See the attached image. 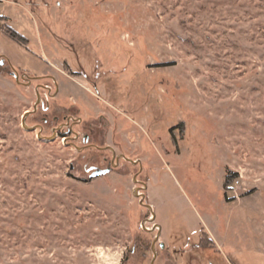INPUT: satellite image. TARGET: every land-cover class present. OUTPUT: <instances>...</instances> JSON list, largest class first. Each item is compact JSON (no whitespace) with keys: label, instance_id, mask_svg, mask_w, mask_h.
I'll return each instance as SVG.
<instances>
[{"label":"rangeland","instance_id":"374dc122","mask_svg":"<svg viewBox=\"0 0 264 264\" xmlns=\"http://www.w3.org/2000/svg\"><path fill=\"white\" fill-rule=\"evenodd\" d=\"M0 16V264H264V0H0ZM73 104L105 120L104 176L87 170L112 151L23 127ZM206 221L220 249L198 245Z\"/></svg>","mask_w":264,"mask_h":264},{"label":"flooded vegetation","instance_id":"af4514ba","mask_svg":"<svg viewBox=\"0 0 264 264\" xmlns=\"http://www.w3.org/2000/svg\"><path fill=\"white\" fill-rule=\"evenodd\" d=\"M69 72H70V69H69ZM71 74H69V78L70 77L75 78L76 76H78V74H75L74 72H71ZM52 82L55 84L54 87H57V84L54 81H52ZM49 89L51 90L52 88L49 87ZM39 90H45V87L41 86L39 88ZM64 109H65V110H63L64 112L62 114H60V117H59V123H60L59 126L53 128L52 135L54 137V140L59 135L66 134L65 136H63V138H66L68 136L69 139L74 140V142H73L74 144H77V143H79V141H82L84 148H86V147H92V148L98 147V149H100V150H103V149L106 150L107 149L109 152L112 151V153H113L112 160H111L112 164L106 168V169H111V171H112L114 169V168H112L113 163H115V164L117 163V165H118V163L120 161L119 158H117V155L113 152L112 148H110V147H99L98 143L95 142V138H93V133H92V131L97 130L98 127L100 128L103 125H105V120L102 117H100V118L96 119V121H98L97 123L96 122L90 123L89 120H87L88 118L84 119V118H82V116H79L78 112L80 111V108H79V106H77V104H73L72 106H69V107H64ZM82 126L89 127V128H91L92 131L89 132L88 134H85V133L80 134L78 129H80ZM35 127H42V126L37 125ZM40 129L41 128H39V130ZM42 129H41V132L43 131ZM75 147L79 149L78 146H75ZM124 160H126V158H124ZM126 161H131V160H126ZM132 162H135V161H132ZM71 169H73V167H71ZM97 169L98 168H96V167H92V168L88 169L87 171L94 173Z\"/></svg>","mask_w":264,"mask_h":264},{"label":"trees","instance_id":"16d2710c","mask_svg":"<svg viewBox=\"0 0 264 264\" xmlns=\"http://www.w3.org/2000/svg\"><path fill=\"white\" fill-rule=\"evenodd\" d=\"M2 19H3V17H1L0 16V24H1V22H2ZM11 31H13V36H15V37H17L18 36V32H16V31H14L13 29L11 30ZM23 37V36H22ZM24 38V37H23ZM25 39V38H24ZM26 40V39H25ZM27 41V40H26ZM41 111H47V107L45 106V104H43L42 106H41ZM42 113V112H41ZM35 115H37V114H35ZM31 117H33V115H31ZM55 117V119L52 121H50L49 119H48V121H47V119H44L43 118V120L41 121V122H36V124H35V126H37V125H40V126H42V128H43V130H46V129H48V130H50L51 128H52V130H53V128H55V127H57V126H59V117H57V116H54ZM58 119V120H57ZM57 120V121H56ZM90 123H94V122H98V121H96V120H91V121H89ZM101 123V122H100ZM79 131H87V130H89V131H92L91 130V128H89V127H85V126H82L80 129H78ZM106 130V128H105V125H103L102 127H98V129L97 130H94V131H92V133H93V138H95V142H97L98 143V145H99V147H104V145L102 144V142H103V135H104V131ZM101 131V132H100ZM87 133H89V132H87ZM86 133V134H87ZM51 135H52V133H51ZM98 138V139H97ZM98 140V141H97ZM91 150H94L95 152H99V153H104V152H100L101 150L100 149H98V147H93V148H91ZM238 177V174H235V173H231V172H228L227 173V175H226V178H225V183H224V188H225V190H226V193H227V191L228 190H231V185L234 183V181H235V179ZM213 241L210 239V237L206 234V233H203L202 235H201V240H200V244H199V246L200 247H213Z\"/></svg>","mask_w":264,"mask_h":264},{"label":"water","instance_id":"95a60500","mask_svg":"<svg viewBox=\"0 0 264 264\" xmlns=\"http://www.w3.org/2000/svg\"><path fill=\"white\" fill-rule=\"evenodd\" d=\"M39 103H40V96L38 97V101H37V104H36V106H35V108H34V112L37 110V108H38V104H39ZM30 114H31V112H27V113L25 114L24 118L28 117ZM23 127L26 128V129L29 130V131H36L37 129H39L38 127L27 128V126H26V124H25L24 121H23ZM40 131H41V129H40ZM39 137H40L41 139H43V136H42L41 134H39ZM53 138H54V137H53ZM131 162H132V161H131ZM132 163L137 164V162H132ZM116 167H117V164L113 163V167H112V168H116ZM110 172H111V169H106V170L97 169V170L91 175V179H93V178H97V177H100V176H104V175H106V174H108V173H110ZM135 180H136V182H138V181H137V176L135 177ZM145 187H146V185H144V188H143V189H145ZM135 193H136L137 196H141V198L144 199L145 195H144V194L140 195V194H139V189L136 190ZM141 204H142V205L144 204L143 201H142ZM148 209H149V208H148ZM154 219H155V217L152 216V220H154ZM156 228H157L158 230L160 229L159 226H156ZM159 236H160V234H158V236H157V240L159 239ZM154 247H155V244L153 245V248H154ZM154 256H155V258L157 257V254H156L155 252H154Z\"/></svg>","mask_w":264,"mask_h":264},{"label":"crops","instance_id":"0c3cea01","mask_svg":"<svg viewBox=\"0 0 264 264\" xmlns=\"http://www.w3.org/2000/svg\"><path fill=\"white\" fill-rule=\"evenodd\" d=\"M203 233H206L210 239L213 241V243L215 244L214 246L217 248V249H220V247L222 246L219 242V240L217 238H222L220 237L219 235L216 234V232L214 231L213 227L210 225V222L206 221L205 223H202L201 224V227H199V230L197 231L196 235H197V238H201V235ZM200 244V243H199ZM198 244V245H199Z\"/></svg>","mask_w":264,"mask_h":264}]
</instances>
